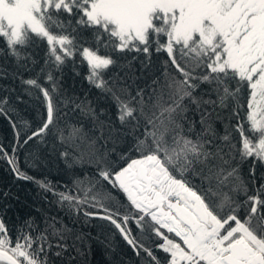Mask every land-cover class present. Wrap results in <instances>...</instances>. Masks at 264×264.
<instances>
[{
    "label": "snow or ice",
    "instance_id": "obj_1",
    "mask_svg": "<svg viewBox=\"0 0 264 264\" xmlns=\"http://www.w3.org/2000/svg\"><path fill=\"white\" fill-rule=\"evenodd\" d=\"M0 120V264H264V0H0Z\"/></svg>",
    "mask_w": 264,
    "mask_h": 264
},
{
    "label": "trees",
    "instance_id": "obj_2",
    "mask_svg": "<svg viewBox=\"0 0 264 264\" xmlns=\"http://www.w3.org/2000/svg\"><path fill=\"white\" fill-rule=\"evenodd\" d=\"M65 86L69 89V92L73 91L74 89L76 91H79L80 82L79 80H77L74 84L72 78L69 77ZM21 107L23 108L24 106L21 105ZM23 114L27 118L31 115V112L25 111ZM9 134V129L6 122L0 120V139H3L6 135ZM9 185H11V190L14 193L18 194L21 198V200L17 201L16 203H21L25 199H31L34 195V186L30 185L28 182H19V184H17L7 171L3 161H0V191H2L5 187H8ZM92 260L93 264H103L104 257L99 249L96 250L94 256L92 257Z\"/></svg>",
    "mask_w": 264,
    "mask_h": 264
}]
</instances>
